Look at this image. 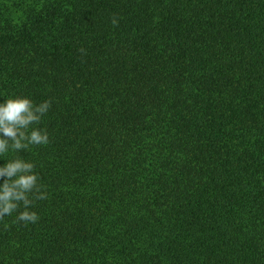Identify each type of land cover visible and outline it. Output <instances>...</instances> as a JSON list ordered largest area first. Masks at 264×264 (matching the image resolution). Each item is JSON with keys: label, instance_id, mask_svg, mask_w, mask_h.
<instances>
[{"label": "trees", "instance_id": "16d2710c", "mask_svg": "<svg viewBox=\"0 0 264 264\" xmlns=\"http://www.w3.org/2000/svg\"><path fill=\"white\" fill-rule=\"evenodd\" d=\"M14 95L48 196L0 264H264V0H0Z\"/></svg>", "mask_w": 264, "mask_h": 264}, {"label": "clouds", "instance_id": "9594fccd", "mask_svg": "<svg viewBox=\"0 0 264 264\" xmlns=\"http://www.w3.org/2000/svg\"><path fill=\"white\" fill-rule=\"evenodd\" d=\"M112 24L118 25L117 17ZM51 101L35 103L30 96H7L0 102V219L18 213L17 221L35 223L39 220L31 210L34 200L47 199V192L39 184L34 162L19 155L34 145H47L48 132L38 127L48 113ZM23 209L20 211V209Z\"/></svg>", "mask_w": 264, "mask_h": 264}]
</instances>
